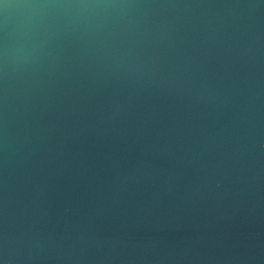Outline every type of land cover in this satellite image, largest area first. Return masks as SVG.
I'll return each mask as SVG.
<instances>
[{
	"label": "water",
	"instance_id": "95a60500",
	"mask_svg": "<svg viewBox=\"0 0 264 264\" xmlns=\"http://www.w3.org/2000/svg\"><path fill=\"white\" fill-rule=\"evenodd\" d=\"M7 2L132 5L37 10L31 43L21 10L7 35L0 15V236L16 264H264V3ZM213 158L242 195L194 191Z\"/></svg>",
	"mask_w": 264,
	"mask_h": 264
},
{
	"label": "clouds",
	"instance_id": "9594fccd",
	"mask_svg": "<svg viewBox=\"0 0 264 264\" xmlns=\"http://www.w3.org/2000/svg\"><path fill=\"white\" fill-rule=\"evenodd\" d=\"M264 3V0H261ZM107 7H132V5H106V4H82V3H19L11 4L7 0H0V15L4 16V27L7 33L8 13L12 8L19 9L23 12L24 19L21 23L23 39L25 43H31L33 33L36 30V16L34 13L37 10L47 9H95ZM9 77L8 51L7 48L3 51V68L0 69V79L6 82ZM7 89L5 87V97ZM238 180L233 176L232 167L223 159H208L200 163L196 169L194 191L197 194L213 193L223 197L230 193L239 196L243 194V189L237 190L235 187ZM74 214V202L71 199H66L63 202L62 216L60 219H66ZM18 259V251L10 242L7 233L0 236V264H16Z\"/></svg>",
	"mask_w": 264,
	"mask_h": 264
}]
</instances>
